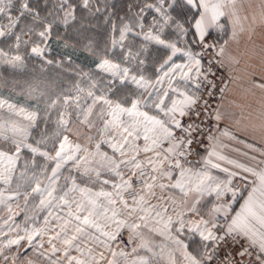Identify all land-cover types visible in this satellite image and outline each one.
<instances>
[{
    "label": "snow or ice",
    "instance_id": "1",
    "mask_svg": "<svg viewBox=\"0 0 264 264\" xmlns=\"http://www.w3.org/2000/svg\"><path fill=\"white\" fill-rule=\"evenodd\" d=\"M0 264H264V0H0Z\"/></svg>",
    "mask_w": 264,
    "mask_h": 264
},
{
    "label": "trees",
    "instance_id": "2",
    "mask_svg": "<svg viewBox=\"0 0 264 264\" xmlns=\"http://www.w3.org/2000/svg\"><path fill=\"white\" fill-rule=\"evenodd\" d=\"M128 2H129V0H114L113 3H117L119 5H124V4L128 3ZM56 54H57L56 52L53 53V55H56Z\"/></svg>",
    "mask_w": 264,
    "mask_h": 264
},
{
    "label": "crops",
    "instance_id": "3",
    "mask_svg": "<svg viewBox=\"0 0 264 264\" xmlns=\"http://www.w3.org/2000/svg\"><path fill=\"white\" fill-rule=\"evenodd\" d=\"M113 2H114V0H113ZM54 51L60 53L61 55L63 54L60 49H58V48L56 49L55 47H54ZM237 147H239V146L237 145Z\"/></svg>",
    "mask_w": 264,
    "mask_h": 264
},
{
    "label": "rangeland",
    "instance_id": "4",
    "mask_svg": "<svg viewBox=\"0 0 264 264\" xmlns=\"http://www.w3.org/2000/svg\"><path fill=\"white\" fill-rule=\"evenodd\" d=\"M54 47H55V46H54ZM55 48H56V47H55ZM56 49H57V48H56ZM58 49H59V48H58ZM54 52H55V51H54ZM54 52H53V53H54ZM56 53H58V52H56ZM21 218H22V217H18L17 219L19 220V219H21Z\"/></svg>",
    "mask_w": 264,
    "mask_h": 264
}]
</instances>
